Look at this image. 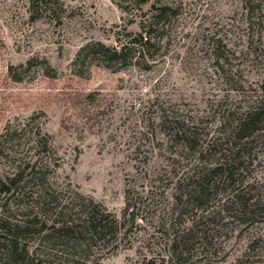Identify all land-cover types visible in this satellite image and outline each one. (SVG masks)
<instances>
[{"label": "rangeland", "instance_id": "rangeland-1", "mask_svg": "<svg viewBox=\"0 0 264 264\" xmlns=\"http://www.w3.org/2000/svg\"><path fill=\"white\" fill-rule=\"evenodd\" d=\"M118 1L0 0V264H264V0Z\"/></svg>", "mask_w": 264, "mask_h": 264}, {"label": "trees", "instance_id": "trees-1", "mask_svg": "<svg viewBox=\"0 0 264 264\" xmlns=\"http://www.w3.org/2000/svg\"><path fill=\"white\" fill-rule=\"evenodd\" d=\"M124 10H129V7L125 6L118 0H113ZM149 0H139L138 2L141 4H145ZM157 8L158 13L153 15L152 19L149 21H143L141 23V31L134 35V37L130 41L121 42L118 46H107L103 43H94L88 44L85 46L78 54L76 60L74 61L75 73L79 76L84 75L83 68L87 62H91L93 60H99L101 63L107 64V67L112 66L114 63H122L131 59V57L138 51L140 54L144 53L146 48L148 49L153 45L156 41V32H158L160 18L164 16L167 11L170 9L167 3L160 4ZM50 69L47 70V74L50 76ZM250 123L253 122V118L248 117L245 121L240 124V128L244 129L249 126ZM186 130H182V134L186 135ZM189 134L191 132L189 131ZM191 179V178H190ZM188 190L182 196H186V199L189 198L191 200L193 198V180L191 183L187 185ZM204 183L202 182L199 190H204ZM188 200V201H189ZM86 221L84 230H81L79 233H84L85 237L88 236V240H94L98 237L99 234L104 233L107 234L111 231V227H109L108 218L109 215H99L98 212L94 209L89 210L86 214ZM18 245L14 244V249H12V254L16 259V256L22 260L29 259V255L27 250H24L23 253H19ZM6 264H10L9 261H6Z\"/></svg>", "mask_w": 264, "mask_h": 264}]
</instances>
